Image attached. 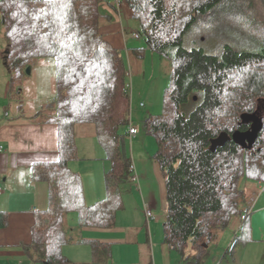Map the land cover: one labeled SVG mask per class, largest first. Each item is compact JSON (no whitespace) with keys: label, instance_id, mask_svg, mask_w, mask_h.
<instances>
[{"label":"trees","instance_id":"obj_1","mask_svg":"<svg viewBox=\"0 0 264 264\" xmlns=\"http://www.w3.org/2000/svg\"><path fill=\"white\" fill-rule=\"evenodd\" d=\"M102 3L0 0V32L6 41L1 60L13 90L15 75L23 80L37 61L56 62L57 96L51 105L56 112L49 121L59 127L60 159L35 168V178L49 184L50 202L39 214L29 250L47 264H74L61 252L70 242L69 214H78L82 228L115 225L123 208V186L133 175L127 151L129 74L120 51L100 33ZM129 4L146 48L172 63L163 110L142 124L157 141L154 156L166 177L165 242L184 264H203L234 219L248 233L256 197L247 195L245 182L264 185V0ZM202 18L234 23L244 47L226 45L220 55L185 48V38ZM253 116L260 130L252 148H245L233 137L252 130L255 122L248 117ZM80 123L96 125L110 165L106 197L93 206L85 204L81 176L69 165L78 157L75 126ZM224 135L231 140L215 148L214 141ZM94 255L102 257L101 247L94 246Z\"/></svg>","mask_w":264,"mask_h":264},{"label":"crops","instance_id":"obj_2","mask_svg":"<svg viewBox=\"0 0 264 264\" xmlns=\"http://www.w3.org/2000/svg\"><path fill=\"white\" fill-rule=\"evenodd\" d=\"M100 12V33L120 51L129 76L135 82L146 80L150 76L147 68V61L150 60L151 74L155 77L162 56L147 49L142 37H134L135 33H139V27L129 0H103ZM134 28L138 32L132 31ZM139 49L144 51L141 53ZM137 50L140 55H137ZM3 67L7 70L5 65ZM37 67L40 68L39 73H47V81L51 80L50 95L43 96L39 104L32 107L21 100L13 101V86L8 74L10 80L7 79L3 91L5 101L0 102V145L3 147L0 153V187L3 190L0 195V264H47L32 256L29 250L39 214L49 208L50 202L49 184L35 178V168L60 159L59 127L49 121V110L46 116H40L39 111L42 108L51 110L56 99V62L54 59L37 61L31 67V74ZM18 94L23 97V89H19ZM144 108L146 105L141 103L137 112L142 114ZM51 113L55 115L54 111ZM149 116L151 114L144 120ZM140 130L135 137H128L127 140L133 175L123 186V208L117 213L115 225L112 228H82L77 213L67 217L70 242L62 247L61 252L72 263L184 264L178 253L165 242L164 226L169 205L166 177L154 156L157 141ZM75 138L78 157L69 165L73 172L81 176L85 204L93 206L106 197L105 174L110 165L97 140L95 124H76ZM147 208L152 212L151 219L147 218ZM260 209H264V205ZM237 229H240L238 218L232 221L228 230ZM94 246L101 247V258H95ZM211 247L209 258L203 264H223L218 259L221 256L212 255Z\"/></svg>","mask_w":264,"mask_h":264},{"label":"rangeland","instance_id":"obj_3","mask_svg":"<svg viewBox=\"0 0 264 264\" xmlns=\"http://www.w3.org/2000/svg\"><path fill=\"white\" fill-rule=\"evenodd\" d=\"M261 5L260 3L257 4L258 11H263ZM135 23L140 30L139 23ZM132 31L138 32V29L134 28ZM134 35H137V33ZM244 44L245 41H239L237 38V29L234 23L232 24L227 20L215 22L210 18H202L197 28L189 33L184 41V47L187 49H197L214 55H220L226 45H234L242 48ZM5 45L6 41L1 31L0 58L4 57L2 53L5 49ZM3 66L4 63L0 60V102L2 103L5 101L3 99V91L6 87L5 84L10 80L8 76L10 73ZM147 68L148 75L150 74V76L146 80L142 79L141 82H135V79L133 80L131 76L128 78L131 97L130 114L133 118V124L138 126L139 130L141 129V133H143L142 121L145 116L148 114H151V116L160 114L163 110L165 91L171 82L172 63L168 57L162 56L158 69L156 67L155 77L151 74L153 71H151L152 64L150 60L147 61ZM39 70L40 68H35L34 74L31 75H28L26 70L27 76H24L23 80L15 75L13 78L15 85L11 97L13 101L21 100L22 103L32 107L34 104H39L40 98L49 94L48 91L51 89V86L49 88L51 80L47 81V73L43 71L39 73ZM19 89H23L24 98L18 94ZM48 102H50V99ZM43 103H45V101ZM141 103H143L144 106L146 105L142 114L137 112ZM39 111H41L40 116H46L47 112L50 118L52 117L51 112H56L54 109L43 110V108ZM245 185L247 188V195L251 198L254 194L256 197L249 221L248 233L243 234L237 229L234 231L227 230L220 234L216 244H213L214 246L212 245V255L221 256L218 257V259L223 262V264H264V209H260L264 205V185L262 184L263 186H260L259 184L249 181L245 182Z\"/></svg>","mask_w":264,"mask_h":264},{"label":"water","instance_id":"obj_4","mask_svg":"<svg viewBox=\"0 0 264 264\" xmlns=\"http://www.w3.org/2000/svg\"><path fill=\"white\" fill-rule=\"evenodd\" d=\"M27 73L28 75L31 74V67L27 68ZM249 120L254 121V125L251 131L247 132V133H237L234 137L233 140L237 143L242 145L245 148H252V146L254 145V142L256 141V138L258 136V132L260 130V127L258 126L260 121L258 120L257 116H253V117H248ZM231 140V138H229L228 136H221L219 139L214 141V146L215 148L219 145H223L225 144V142Z\"/></svg>","mask_w":264,"mask_h":264},{"label":"built area","instance_id":"obj_5","mask_svg":"<svg viewBox=\"0 0 264 264\" xmlns=\"http://www.w3.org/2000/svg\"><path fill=\"white\" fill-rule=\"evenodd\" d=\"M134 37L136 39H139L140 38V36L138 34L137 35H134ZM138 132H139V129L136 126H134L132 122H130L129 127H128V136H129V138L132 139L133 137H135L138 134ZM1 152H3V147L0 145V153ZM132 170H133V166H132ZM2 192H3V190L0 187V195L2 194ZM146 215H147V218L148 219H151L152 218V212L148 208L146 209Z\"/></svg>","mask_w":264,"mask_h":264}]
</instances>
